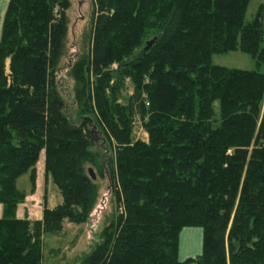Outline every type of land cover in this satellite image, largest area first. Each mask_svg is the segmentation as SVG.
I'll return each instance as SVG.
<instances>
[{"label":"trees","instance_id":"obj_1","mask_svg":"<svg viewBox=\"0 0 264 264\" xmlns=\"http://www.w3.org/2000/svg\"><path fill=\"white\" fill-rule=\"evenodd\" d=\"M250 1L94 0L91 52L73 70L77 119L58 80L70 1H10L0 41V264H41L46 232L87 222L99 199L88 164L108 174L119 212L82 264H180L185 227L204 231L189 262L264 264V23L261 9L247 20ZM237 50L256 69L213 63ZM126 79L134 88L122 103ZM136 117L147 141L134 139ZM86 118L104 135L98 151ZM43 151L63 201L39 220L18 218V179L30 172L35 191Z\"/></svg>","mask_w":264,"mask_h":264},{"label":"rangeland","instance_id":"obj_2","mask_svg":"<svg viewBox=\"0 0 264 264\" xmlns=\"http://www.w3.org/2000/svg\"><path fill=\"white\" fill-rule=\"evenodd\" d=\"M67 9L68 33L65 39L63 54L59 62L58 80L62 95L68 101V113L76 118L78 109L75 103L76 89L80 87L79 81L74 77V67L78 60L90 55L92 46V27L95 21L96 6L94 0H69ZM264 0H251L247 10V20H252L260 9L262 10L264 23ZM213 63L228 68L252 70L256 69V61L250 55L239 50L224 54H215ZM133 84L126 79L119 93L122 103H127L133 94ZM219 111L218 104L216 105ZM77 119V118H76ZM96 138V146L93 150L98 151L104 135L101 131L89 124ZM133 136L135 140H148V133L138 117L135 118ZM104 150L101 149V152ZM110 155V152L107 153ZM44 157V156H43ZM41 156L36 165L37 174L41 186L32 189L30 172L25 173L18 179V188L25 192V200L18 205L16 216L30 221L39 220L43 217L46 207L52 209L62 203V195L52 179L45 180L44 161ZM93 168L99 186V199L95 209L85 223H72L65 220L57 231H48L42 238V262L41 264H82L94 244L100 240L104 228L115 219L119 208L112 193L111 180L108 174L101 177L95 167ZM39 172V173H38ZM47 182V183H46ZM3 215V205L0 204V217Z\"/></svg>","mask_w":264,"mask_h":264},{"label":"crops","instance_id":"obj_3","mask_svg":"<svg viewBox=\"0 0 264 264\" xmlns=\"http://www.w3.org/2000/svg\"><path fill=\"white\" fill-rule=\"evenodd\" d=\"M10 1L11 0H0V41L2 38V34H3L5 15H6ZM41 156L42 157L44 156L43 163H44V172H45V151L41 153ZM39 186H41V182L39 181V175L37 174V187L36 188L38 189ZM203 238H204V231H203V228L201 227H185L182 229L180 236H179L178 257H179L180 264H199L197 262H189V260L196 259L202 254Z\"/></svg>","mask_w":264,"mask_h":264},{"label":"water","instance_id":"obj_4","mask_svg":"<svg viewBox=\"0 0 264 264\" xmlns=\"http://www.w3.org/2000/svg\"><path fill=\"white\" fill-rule=\"evenodd\" d=\"M154 41H155V40H150V41L147 43V47L150 46ZM85 121H87L88 124H90L91 126H93L94 129L97 128V126L94 124V121H93L91 118H86ZM91 132L94 133L93 130H91ZM95 140H96V138H95ZM89 174H90V176H91V178H92L93 180H96L97 176H96V174H95L93 168H89Z\"/></svg>","mask_w":264,"mask_h":264}]
</instances>
